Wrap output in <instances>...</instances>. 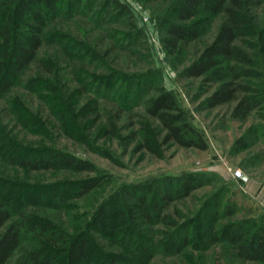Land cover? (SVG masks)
Returning <instances> with one entry per match:
<instances>
[{
  "label": "rangeland",
  "instance_id": "obj_1",
  "mask_svg": "<svg viewBox=\"0 0 264 264\" xmlns=\"http://www.w3.org/2000/svg\"><path fill=\"white\" fill-rule=\"evenodd\" d=\"M118 1L131 12L129 20L117 15L111 8H103L102 0H80L76 16L69 19L58 16L48 23L45 30L47 37L55 32L86 43L99 53L98 58L82 51L71 62L61 55L58 47L50 44L43 45L38 54L58 55L59 52L60 75L69 89L81 87L74 74L80 67L96 75L107 72L106 67H110L124 75L117 82L121 96L128 87L129 75H146L151 88L143 98L154 95L158 87L172 92L187 119L200 131L208 146L201 150L164 145L160 147V155L149 152L145 147L139 148L144 133L139 116L143 113L142 104L102 98L96 101L94 114L87 112L82 117L78 112L75 115L85 103L93 106L89 101L94 98L92 90L84 89L79 101L72 104L65 100V95L62 96L63 101H44L27 86L28 78L36 72L45 71L37 62L31 63L18 84L0 97L1 144L7 147L9 153L18 156L54 147L61 153L88 162L93 169L26 170L0 155V201L11 205L12 220L20 222L22 232L19 248L5 264H16L20 254L40 247V236L30 218L21 220L16 211L29 217L43 218L71 236L82 230L88 231L95 213L103 205L106 206L105 212L114 207L115 198L124 195L121 187L125 184L148 182L162 191L168 177L184 172L204 173L205 183L163 210V214L169 217L168 224L142 223L137 228L138 237L116 236L119 242L122 239L127 243H136L140 248H147L142 243L149 238L152 244L150 249L147 248L150 256L145 254L140 260L133 257L130 250L120 247L116 238H111L110 230L105 227L101 232L88 231L97 248L83 264H262L234 260L228 244L208 245L200 241L198 234V221L208 223L214 211L221 216L215 221L216 227L239 222L251 230L264 228V102L247 118L239 120L232 116L235 102L206 107L205 98L216 83L203 76L186 77L182 74L183 69L214 38L221 15L200 10L196 19L198 39L172 50L166 45L164 35L166 21L176 22L169 13L172 0ZM88 2L92 4L90 9L88 5L86 7ZM85 7L87 10H84ZM256 12L262 18L264 8ZM84 13H88L86 17L82 15ZM96 13L103 14L104 18L96 17ZM131 22L142 33L134 42L123 37V34L130 33L128 24ZM263 59L264 55L259 61L263 63ZM258 71L264 75V68ZM81 74L84 78V72ZM252 80L259 83L256 77ZM262 99L264 101V95ZM64 105L70 112L74 110L66 117L77 123L78 138L61 128L65 119L62 122L59 116ZM15 111L19 114L16 115ZM21 113L35 117L42 127L23 125L22 119L26 116L21 118ZM109 119L116 127V135L102 134V125ZM146 119L151 122L152 128L158 126L157 120ZM251 127L258 128V131L251 138L243 139ZM226 167L240 168L245 179H232ZM94 177L98 181L94 188L81 197L72 196L71 185ZM122 199L128 197L124 195ZM141 230L144 231L141 233ZM171 231L179 233L178 237L186 235L189 244H181L177 240L172 243L167 237ZM137 254L142 255L139 251ZM51 264H64V256L59 254Z\"/></svg>",
  "mask_w": 264,
  "mask_h": 264
},
{
  "label": "trees",
  "instance_id": "obj_2",
  "mask_svg": "<svg viewBox=\"0 0 264 264\" xmlns=\"http://www.w3.org/2000/svg\"><path fill=\"white\" fill-rule=\"evenodd\" d=\"M102 1L103 8H111L126 20L131 18L129 9L118 0ZM91 2L86 4L89 9L92 6ZM79 3L80 0H0V97L18 84L31 63L37 62L45 71L36 72L34 76L28 78L27 86L44 101H63L62 96L65 95V100L72 104L73 101H79L84 89L92 90L94 98L89 101L93 106L85 103L75 113L77 115L79 112L78 115L82 117L87 112L94 114L96 101L102 98L107 100L111 98L112 101H136V104L143 106V113L139 116L144 133L139 148L145 147L149 152L157 155H160V147L164 145L206 149L208 145L205 139L187 119L184 109L172 92L158 87L154 95L143 98L151 88L147 83L146 75H129L128 87L121 96L117 82L124 75H120L110 67H106L107 72L98 75L89 74L80 67L74 74L81 87L69 89L60 75L59 52L58 55L38 54L43 45L50 44L58 47L61 55L71 62L77 59V54L82 51L93 58L100 56L86 43L77 42L65 34L53 32L49 37L46 36L48 23L58 16L66 19L76 16L78 13L76 7ZM86 7L84 10H87ZM169 7V13L176 22L166 21L164 35L166 45L172 50L179 49L180 44L185 45L198 39L199 27L196 25V19L200 10L221 15L222 20L214 38L202 49L197 58L183 69L182 74L186 77L203 76L217 84L205 98L206 107L235 102L232 116L239 120L247 118L264 102L262 99L264 75L258 71L259 68H264V62L259 61L264 55V13L261 18L256 12L257 9L264 8V0H172ZM86 14L88 13L82 15L86 17ZM100 14L96 13L95 16L104 18L103 14ZM128 25L130 33L123 34V37L128 38L130 42L137 41L142 36L141 30L132 22ZM255 77L259 81L258 84L252 80ZM73 111L70 112L64 105L59 118L65 119L64 122L62 120L61 128L78 138L77 123L66 117L68 113L69 116L72 115ZM14 113L19 114L17 111ZM21 114V118L26 116L22 119L23 125L39 129L42 127L35 117L26 113ZM146 118L157 120L158 126L152 128L151 122ZM92 121L94 122L95 119ZM102 128L103 135H116V127L110 119L102 125ZM256 131H258L256 127L249 128L243 139L251 138ZM15 154L9 153L7 147L0 141V155L8 157L9 162L26 170L93 169L88 162L61 153L54 147L29 151L19 156ZM203 174L184 172L168 177L162 191L153 188V184L148 182L125 184L121 187V191L128 199H122L124 195H119L115 198V206L109 211L105 212V205L99 208L88 231L92 229L101 232L106 227L110 230L111 238L122 234L133 239L139 236L137 228L142 223L168 224L169 217L163 214V210L171 202L189 196L193 190L202 186L205 183ZM97 183L95 177L77 181L70 187L71 194L73 197H81ZM16 212L21 220L30 218L40 236L38 241L40 247L20 254L16 264H51L59 254L64 256V264H83L89 260L93 249L97 248L93 237L86 230L67 236L52 223L45 222L43 218L29 217L23 212ZM12 214L11 205L3 200L0 201V264L8 261L21 242L20 222L12 220ZM210 217L211 220L206 224L198 221L200 241L208 245L226 243L234 260L264 264L263 227L251 230L250 227L239 222L216 227L215 221L221 216L214 211ZM143 231L141 230V233ZM177 234L179 233L171 231L167 237L172 243L177 240L181 244H189L186 235L178 237ZM140 237L142 240L143 237L141 235ZM148 239L147 242L144 243L142 240L141 243L143 242L142 244L150 249L152 244ZM116 240L120 247L130 250L132 256H136L138 260L144 259L145 254L150 256L147 248H140L135 245L136 243H127L122 239L120 242L118 238ZM138 251L142 255H138ZM113 260L116 262V259Z\"/></svg>",
  "mask_w": 264,
  "mask_h": 264
},
{
  "label": "built area",
  "instance_id": "obj_3",
  "mask_svg": "<svg viewBox=\"0 0 264 264\" xmlns=\"http://www.w3.org/2000/svg\"><path fill=\"white\" fill-rule=\"evenodd\" d=\"M225 169L232 179L236 181H243L245 179V176L240 168L231 169L229 167H226Z\"/></svg>",
  "mask_w": 264,
  "mask_h": 264
}]
</instances>
